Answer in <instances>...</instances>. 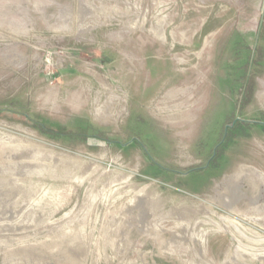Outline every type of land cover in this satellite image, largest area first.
I'll return each mask as SVG.
<instances>
[{"label":"rangeland","instance_id":"1","mask_svg":"<svg viewBox=\"0 0 264 264\" xmlns=\"http://www.w3.org/2000/svg\"><path fill=\"white\" fill-rule=\"evenodd\" d=\"M0 264H264V0H0Z\"/></svg>","mask_w":264,"mask_h":264},{"label":"trees","instance_id":"2","mask_svg":"<svg viewBox=\"0 0 264 264\" xmlns=\"http://www.w3.org/2000/svg\"><path fill=\"white\" fill-rule=\"evenodd\" d=\"M37 120H38V119H37ZM37 120H36V122L38 123ZM39 123H40V125H41L42 127L46 128V126H45L42 122H39ZM48 130H49V131H54L53 129L51 130V129H49V128H48Z\"/></svg>","mask_w":264,"mask_h":264}]
</instances>
